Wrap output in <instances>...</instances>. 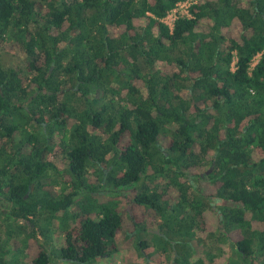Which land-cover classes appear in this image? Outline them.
<instances>
[{"label":"trees","instance_id":"trees-1","mask_svg":"<svg viewBox=\"0 0 264 264\" xmlns=\"http://www.w3.org/2000/svg\"><path fill=\"white\" fill-rule=\"evenodd\" d=\"M183 1L0 0V264H264V0Z\"/></svg>","mask_w":264,"mask_h":264},{"label":"rangeland","instance_id":"rangeland-1","mask_svg":"<svg viewBox=\"0 0 264 264\" xmlns=\"http://www.w3.org/2000/svg\"><path fill=\"white\" fill-rule=\"evenodd\" d=\"M194 1L196 3H198L200 0H194ZM0 61L6 67H11V68L12 67H24L25 63H26V58H25V54L23 51H21L19 49L12 48V45L8 44V42H7L6 44H4L3 46L0 47ZM60 139H61V136L58 134L55 135V137L53 138L54 150L48 154V160L55 163L58 166L63 167L65 165V154H63L61 151V148H59ZM0 144H2V143H0ZM124 210L129 211L131 217H136V218H139L140 220H142V218H143L140 216L144 215V212H145V209L143 207L136 206L135 204H131V203L126 204V206L124 207ZM55 225H58L57 221L55 222ZM132 229H133V226H132L130 219L126 218L125 228L119 237V248L121 250L116 252L111 258H109L107 260H102L98 264H121V263H127L128 261L132 262L134 264H148V262L144 258L133 256V255H135V251H134L133 246L126 248V245H124L125 232L132 230ZM217 234L218 235L216 238L209 241V243L206 247V250L211 252L212 254L217 255L220 258L219 264H225L227 259H228L229 254H232L233 261H236L240 264H245L239 259V257L235 253H233V250L230 247H229V249H228V247L227 248L225 247L226 241L221 237V235L219 233H217ZM38 236H39L38 237L39 241L41 243H43L44 239L41 238L40 235H38ZM141 237L144 240H146L150 245H152L153 236L150 233H142ZM20 238L24 239V236L21 234ZM61 240H63V238L60 239V241ZM30 244H31V250L34 253L33 255H32V253H31V255L30 254L26 255L25 257L23 255H21V256L19 255L18 259L13 258V259H10V261L8 259V261H9L8 264H31V259L35 255V253L37 252L38 246L32 240H30ZM59 244H60V246H62V244L58 242L57 245H59ZM231 250H232V252H231ZM149 252H150V250H149ZM134 257H135V260L132 261ZM167 258H169V257L167 256ZM54 264H59V263L57 261H55ZM151 264H156V263H151ZM167 264H170V263H167ZM252 264H258V263L254 262Z\"/></svg>","mask_w":264,"mask_h":264},{"label":"built area","instance_id":"built-area-1","mask_svg":"<svg viewBox=\"0 0 264 264\" xmlns=\"http://www.w3.org/2000/svg\"><path fill=\"white\" fill-rule=\"evenodd\" d=\"M197 4L194 0H186L177 4V6L162 20L164 24H166L169 29L172 31L174 29L175 23L180 18H192L190 9L191 7ZM263 53H259L257 56L254 57L251 68L253 69L261 60ZM237 64V58L234 56L231 69L235 71Z\"/></svg>","mask_w":264,"mask_h":264},{"label":"crops","instance_id":"crops-1","mask_svg":"<svg viewBox=\"0 0 264 264\" xmlns=\"http://www.w3.org/2000/svg\"><path fill=\"white\" fill-rule=\"evenodd\" d=\"M32 255L34 254L33 251H31ZM31 255V254H30ZM33 258V257H32Z\"/></svg>","mask_w":264,"mask_h":264}]
</instances>
